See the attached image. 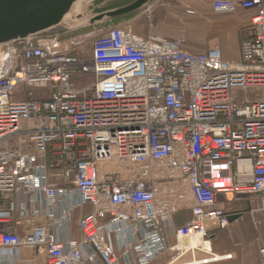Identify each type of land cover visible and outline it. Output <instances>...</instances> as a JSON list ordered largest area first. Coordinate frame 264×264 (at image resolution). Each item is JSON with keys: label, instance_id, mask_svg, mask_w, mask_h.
<instances>
[{"label": "built area", "instance_id": "2783aa9c", "mask_svg": "<svg viewBox=\"0 0 264 264\" xmlns=\"http://www.w3.org/2000/svg\"><path fill=\"white\" fill-rule=\"evenodd\" d=\"M212 4L251 13L238 62L119 23L94 38L89 59L76 36L63 39L69 47L57 36L0 48V254L43 249L46 264L232 257L212 247L231 224L220 203L264 195V0ZM145 9L152 27L154 5ZM83 74L94 81L77 88ZM87 205L77 238L73 218ZM249 213L264 224V205Z\"/></svg>", "mask_w": 264, "mask_h": 264}, {"label": "crops", "instance_id": "0c3cea01", "mask_svg": "<svg viewBox=\"0 0 264 264\" xmlns=\"http://www.w3.org/2000/svg\"><path fill=\"white\" fill-rule=\"evenodd\" d=\"M213 0H155L154 22L150 27L144 16L125 18L119 24L130 26L141 35L158 34L175 39L185 36V47L192 51H204L209 48L220 50L226 60L240 61L242 41L250 35L251 13L239 10L236 13L218 12L213 7ZM149 6V5H148ZM202 25L205 37H192L190 27ZM264 205V195L239 197L223 201L220 206L231 216V224L218 230L212 238V247L216 255L232 254L231 258L197 264H264L262 249L264 248V224H254V217L249 213L251 208ZM87 205L75 212L72 222V233L81 237L78 221L83 214L89 212ZM256 218L259 219V216ZM184 256L182 262L199 261L207 257L201 252ZM164 256L151 264H165ZM47 255L43 249L22 248L18 257L9 253L0 254V264H46ZM196 264V263H194Z\"/></svg>", "mask_w": 264, "mask_h": 264}, {"label": "water", "instance_id": "95a60500", "mask_svg": "<svg viewBox=\"0 0 264 264\" xmlns=\"http://www.w3.org/2000/svg\"><path fill=\"white\" fill-rule=\"evenodd\" d=\"M100 0H0V47L26 39L57 37L102 22H117L146 8L152 0L94 12Z\"/></svg>", "mask_w": 264, "mask_h": 264}, {"label": "rangeland", "instance_id": "374dc122", "mask_svg": "<svg viewBox=\"0 0 264 264\" xmlns=\"http://www.w3.org/2000/svg\"><path fill=\"white\" fill-rule=\"evenodd\" d=\"M131 1L132 0H100V1L96 2L94 5H92L89 8V10L94 11V12L104 11V10H107L109 8H113L116 6L126 4V3L131 2ZM154 1L155 0H152L150 2V4H153ZM145 10H146L145 8L140 9L139 11H136L131 16L125 17V18H131V17L134 18V17H137L138 15H141V17H142V16H144ZM125 18L121 19V21H124ZM145 19H146V15H145ZM107 24L112 26L115 24V22H109V23L102 22L99 24L83 27V28L77 29L73 32H69L67 34L61 35L59 37L61 38L62 41H63V39L68 41L69 39H71V37H75V36L77 38H83L82 39L83 44L77 46L75 48V52L78 54L80 59H89L92 56V51H93L92 43H93L94 38L103 32L104 25H107ZM190 30L192 33V37L195 39H202L205 37L206 31L204 30L202 25H198V24L193 25L190 27ZM66 35H68V37H66ZM63 44L65 47H69V45L64 41H63ZM50 47L53 51H58L60 49V45L54 44ZM73 81L75 82L74 84L76 85V87L80 88V87H86V86L92 84V82L94 81V78L90 74H83V75H81L80 78H74ZM35 90H36V95H35L36 97H43V96H46L48 94V90H46V89L37 88ZM255 91H260V90L239 89V90L235 91V94L236 95L239 94L241 97H244V96L245 97H251Z\"/></svg>", "mask_w": 264, "mask_h": 264}, {"label": "bare ground", "instance_id": "6f19581e", "mask_svg": "<svg viewBox=\"0 0 264 264\" xmlns=\"http://www.w3.org/2000/svg\"><path fill=\"white\" fill-rule=\"evenodd\" d=\"M45 38V37H44ZM199 242H200V240L199 239H193L192 241H190V246H193V247H195V246H197L198 244H199ZM204 259V258H203ZM200 260H202V259H200ZM199 261H196V260H193V261H191V262H188V263H198Z\"/></svg>", "mask_w": 264, "mask_h": 264}, {"label": "trees", "instance_id": "16d2710c", "mask_svg": "<svg viewBox=\"0 0 264 264\" xmlns=\"http://www.w3.org/2000/svg\"><path fill=\"white\" fill-rule=\"evenodd\" d=\"M120 22H122V21L119 20V21H117V22H115V23L117 24V23H120ZM108 26H110V25H104V27H108ZM66 37H68V35H66Z\"/></svg>", "mask_w": 264, "mask_h": 264}]
</instances>
